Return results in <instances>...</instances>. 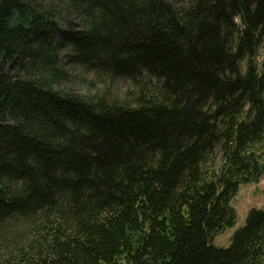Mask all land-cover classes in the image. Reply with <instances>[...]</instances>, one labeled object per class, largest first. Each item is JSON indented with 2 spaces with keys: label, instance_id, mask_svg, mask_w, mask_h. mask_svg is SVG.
Wrapping results in <instances>:
<instances>
[{
  "label": "trees",
  "instance_id": "16d2710c",
  "mask_svg": "<svg viewBox=\"0 0 264 264\" xmlns=\"http://www.w3.org/2000/svg\"><path fill=\"white\" fill-rule=\"evenodd\" d=\"M263 44L264 0H0V264H264V210L214 245L264 176ZM60 47L133 87L58 90Z\"/></svg>",
  "mask_w": 264,
  "mask_h": 264
},
{
  "label": "rangeland",
  "instance_id": "374dc122",
  "mask_svg": "<svg viewBox=\"0 0 264 264\" xmlns=\"http://www.w3.org/2000/svg\"><path fill=\"white\" fill-rule=\"evenodd\" d=\"M76 23L78 25L81 24L79 20H76ZM56 42L61 45L62 39L57 38ZM59 53L60 68L70 77L69 82H62L57 87L60 91L72 90L82 97L94 95L97 91H105L111 96L120 99L133 87L130 81L124 79L117 80L114 83L97 82L93 73L83 71L71 62L68 51L65 48L60 47ZM258 63L261 68L264 66V44L260 46L258 51ZM218 157L220 158L221 154H218ZM233 206L238 217L236 225L216 237L214 241L216 247L228 248L232 243L234 234L245 226L249 212L253 209L264 210V176L258 183L241 185L238 194L233 200Z\"/></svg>",
  "mask_w": 264,
  "mask_h": 264
}]
</instances>
